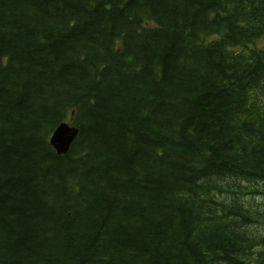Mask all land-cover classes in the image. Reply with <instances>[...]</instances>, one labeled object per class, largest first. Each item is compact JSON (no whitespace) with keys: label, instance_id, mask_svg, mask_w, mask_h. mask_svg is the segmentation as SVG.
Wrapping results in <instances>:
<instances>
[{"label":"trees","instance_id":"1","mask_svg":"<svg viewBox=\"0 0 264 264\" xmlns=\"http://www.w3.org/2000/svg\"><path fill=\"white\" fill-rule=\"evenodd\" d=\"M261 201L264 0H0V264H264Z\"/></svg>","mask_w":264,"mask_h":264},{"label":"water","instance_id":"2","mask_svg":"<svg viewBox=\"0 0 264 264\" xmlns=\"http://www.w3.org/2000/svg\"><path fill=\"white\" fill-rule=\"evenodd\" d=\"M77 132L76 128H70L66 124H61L54 131L50 139V145L57 154H65L72 145Z\"/></svg>","mask_w":264,"mask_h":264},{"label":"rangeland","instance_id":"3","mask_svg":"<svg viewBox=\"0 0 264 264\" xmlns=\"http://www.w3.org/2000/svg\"><path fill=\"white\" fill-rule=\"evenodd\" d=\"M258 205V206H257ZM264 205V202L263 201H261V202H257L256 203V206L257 207H262ZM262 227V226H261ZM263 230H264V228H263Z\"/></svg>","mask_w":264,"mask_h":264}]
</instances>
